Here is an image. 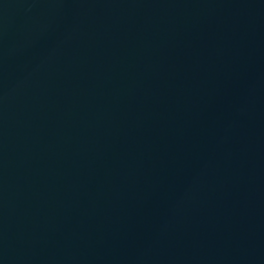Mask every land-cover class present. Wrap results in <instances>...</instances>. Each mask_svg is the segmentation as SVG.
Instances as JSON below:
<instances>
[{"label":"water","instance_id":"obj_1","mask_svg":"<svg viewBox=\"0 0 264 264\" xmlns=\"http://www.w3.org/2000/svg\"><path fill=\"white\" fill-rule=\"evenodd\" d=\"M0 264H264V0H0Z\"/></svg>","mask_w":264,"mask_h":264}]
</instances>
